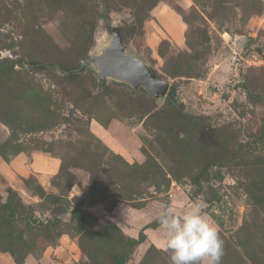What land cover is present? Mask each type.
<instances>
[{
  "label": "rangeland",
  "instance_id": "obj_1",
  "mask_svg": "<svg viewBox=\"0 0 264 264\" xmlns=\"http://www.w3.org/2000/svg\"><path fill=\"white\" fill-rule=\"evenodd\" d=\"M98 1L0 0L2 263L115 264L163 205L202 200L221 264H264V152L229 160L264 124V0L98 7L182 108L61 74L105 37ZM144 234L126 264H170L160 226Z\"/></svg>",
  "mask_w": 264,
  "mask_h": 264
},
{
  "label": "water",
  "instance_id": "obj_2",
  "mask_svg": "<svg viewBox=\"0 0 264 264\" xmlns=\"http://www.w3.org/2000/svg\"><path fill=\"white\" fill-rule=\"evenodd\" d=\"M101 20L106 35L98 42L95 51L81 58L77 69L65 71L59 68L61 74L70 76L92 72L101 87L108 82L125 85L134 92H145L156 101L162 100L169 90V83L157 77L149 64L128 48L121 25L112 23L105 15H101ZM60 211L70 219L71 212L64 204Z\"/></svg>",
  "mask_w": 264,
  "mask_h": 264
},
{
  "label": "clouds",
  "instance_id": "obj_3",
  "mask_svg": "<svg viewBox=\"0 0 264 264\" xmlns=\"http://www.w3.org/2000/svg\"><path fill=\"white\" fill-rule=\"evenodd\" d=\"M205 207L202 200L179 208L162 206L158 214L161 247L168 253L170 264H221L223 240Z\"/></svg>",
  "mask_w": 264,
  "mask_h": 264
},
{
  "label": "trees",
  "instance_id": "obj_4",
  "mask_svg": "<svg viewBox=\"0 0 264 264\" xmlns=\"http://www.w3.org/2000/svg\"><path fill=\"white\" fill-rule=\"evenodd\" d=\"M100 5L104 6L106 8L108 6L107 2L105 0H99L98 2H95L94 6H95V9H96V13L98 15H102V14H100V11L98 10V7ZM21 61H23L24 63L29 64L31 66H34V67L42 66V64H40V62L31 61V60H29L27 58H23V60H21ZM77 68H78V66H76L73 69H77ZM68 71H70V69ZM156 76L158 77L157 74H156ZM246 95H247V98L249 99V101H251L253 103H260L263 100L262 97L256 95L255 93H253L250 90L246 91ZM165 100H166V103H172L176 107L182 108V104L178 101V99L176 97V94H175V91L173 90V88H169V90H168V92H167V94L165 96ZM261 151L264 152V124L262 125V131L254 139V141L241 144L238 147V149L230 156L229 160L232 163H237V162L240 163L242 160L250 158V157L254 156L255 153H259ZM216 173H217L216 174L217 179L219 181L222 180V176L220 175L221 173L219 171H217ZM158 227H159L158 218L155 219L150 224L144 226L141 229L137 239H129L127 241L123 252L119 256L116 257L115 264H126V262L128 261V257L130 256L133 247H135L138 244L143 243L144 240L146 239L144 231L146 229H156ZM21 264H23V263H21Z\"/></svg>",
  "mask_w": 264,
  "mask_h": 264
},
{
  "label": "crops",
  "instance_id": "obj_5",
  "mask_svg": "<svg viewBox=\"0 0 264 264\" xmlns=\"http://www.w3.org/2000/svg\"><path fill=\"white\" fill-rule=\"evenodd\" d=\"M54 165V164H53ZM3 257V258H2ZM4 257L6 258V256L5 255H0V264H3L2 263V260L4 259ZM9 259V258H8ZM6 260V259H5ZM10 261V263L9 264H13L12 262H11V260H9ZM23 264H28V262H26V263H23Z\"/></svg>",
  "mask_w": 264,
  "mask_h": 264
}]
</instances>
